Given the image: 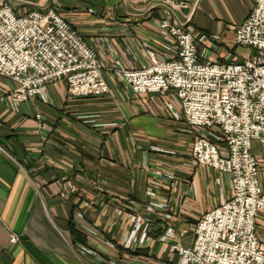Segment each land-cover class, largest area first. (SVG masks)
<instances>
[{
	"label": "crops",
	"instance_id": "1",
	"mask_svg": "<svg viewBox=\"0 0 264 264\" xmlns=\"http://www.w3.org/2000/svg\"><path fill=\"white\" fill-rule=\"evenodd\" d=\"M0 1L17 15L56 8L94 47L110 87L103 97L69 98L60 80L36 99L14 103V83L0 76V264H93L78 243L106 257L116 255L130 232L129 218L151 203L156 207L150 239L139 254L164 259L158 239L168 226L186 231L182 244L189 245L190 225L230 196L229 176L193 165L190 147L200 131L187 125L171 92L133 99L116 74L118 67H141L147 62L145 47L165 42L157 28L159 5ZM175 1L187 4L174 12L176 22L196 35H220L216 60L228 53L244 56L235 52L232 27L250 13L252 0ZM252 152L264 190V146L253 142ZM165 213L171 218L162 219ZM69 219L83 241L72 236ZM85 225L96 235L85 233ZM256 232L264 246V213Z\"/></svg>",
	"mask_w": 264,
	"mask_h": 264
},
{
	"label": "built area",
	"instance_id": "2",
	"mask_svg": "<svg viewBox=\"0 0 264 264\" xmlns=\"http://www.w3.org/2000/svg\"><path fill=\"white\" fill-rule=\"evenodd\" d=\"M152 1L160 7L157 28L165 42L161 48L147 45V62L118 67L117 77L133 99L166 92L178 99L187 125L200 131L190 147L193 165L228 175L231 194L192 223L189 245L180 242L186 231L168 226L158 239L164 259L139 254L148 247L154 203L129 218L130 232L118 254L106 257L81 243L79 250L93 264H264V246L256 232L264 190L252 152L253 142L264 146V0H252L250 13L232 27L234 46L249 53H228L221 61L213 57L221 50L220 35H196L174 20L185 2ZM103 66L94 47L56 8L17 15L0 1V76L14 83V103L36 99L60 80L69 98L103 97L110 93ZM83 230L96 235L89 225Z\"/></svg>",
	"mask_w": 264,
	"mask_h": 264
},
{
	"label": "trees",
	"instance_id": "3",
	"mask_svg": "<svg viewBox=\"0 0 264 264\" xmlns=\"http://www.w3.org/2000/svg\"><path fill=\"white\" fill-rule=\"evenodd\" d=\"M68 225H69V230L72 234V236L76 239V240H80V241H83V239L81 238L80 236V233L78 232V230L75 229L71 219H69V222H68Z\"/></svg>",
	"mask_w": 264,
	"mask_h": 264
},
{
	"label": "rangeland",
	"instance_id": "4",
	"mask_svg": "<svg viewBox=\"0 0 264 264\" xmlns=\"http://www.w3.org/2000/svg\"><path fill=\"white\" fill-rule=\"evenodd\" d=\"M248 51H249V50L246 49V48H244V47H239V46H237V47L235 48V52H236L237 54H239L240 56L247 54ZM191 225H192V224H191ZM191 225H190V227H191ZM187 234H188L189 237H192L190 231H187ZM185 236H186V235H185ZM181 242H182V239H181Z\"/></svg>",
	"mask_w": 264,
	"mask_h": 264
}]
</instances>
